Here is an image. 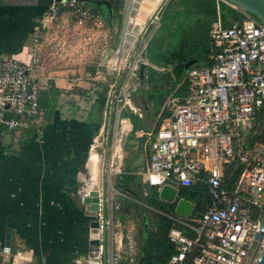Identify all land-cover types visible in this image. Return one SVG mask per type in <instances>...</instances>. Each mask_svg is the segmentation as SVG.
Returning a JSON list of instances; mask_svg holds the SVG:
<instances>
[{
  "label": "built area",
  "instance_id": "1",
  "mask_svg": "<svg viewBox=\"0 0 264 264\" xmlns=\"http://www.w3.org/2000/svg\"><path fill=\"white\" fill-rule=\"evenodd\" d=\"M61 10L70 11L73 21L66 38L56 39L59 56L81 49L72 42L87 23L104 26L100 14L87 9L81 0H52L41 26L30 36L29 64L0 59V127L8 132H26L41 120L43 87L35 82V69L41 36L56 24ZM209 38L211 65L187 70V94L168 102L169 119L151 141L148 163L141 173L157 193L164 186L175 188L174 204L181 188L204 185L210 194L208 207L195 215L192 210L188 218L158 212L171 222L172 254L163 264H249L251 255L254 264L264 246V238L260 243L255 240L264 214V145L247 148L245 142L256 112L264 107V26L252 18L229 28L217 22ZM80 39L87 48L93 44L91 35ZM145 48L146 44L137 48L129 62L125 57V73L112 93L117 116L140 87L139 66L148 65ZM111 169L106 180L111 193L97 190L98 210L89 221L90 254L76 264H136L123 260L115 200L125 195L111 181L121 171ZM88 194L81 196L82 201Z\"/></svg>",
  "mask_w": 264,
  "mask_h": 264
},
{
  "label": "crops",
  "instance_id": "2",
  "mask_svg": "<svg viewBox=\"0 0 264 264\" xmlns=\"http://www.w3.org/2000/svg\"><path fill=\"white\" fill-rule=\"evenodd\" d=\"M81 1L87 9L100 14L104 26L96 28L87 23L72 42L81 49L73 48L66 55L59 56L56 39L66 38L64 35L73 21L70 11L61 10L56 24L41 36V54L34 75L35 82L43 87L39 124L20 133L0 127V264H76L86 261L91 251V217L79 197L80 177L85 169L88 175L92 173L90 161L92 154L97 153L93 143L105 128L107 133L109 97L125 68L126 56L119 51L123 0H119L118 12L116 0ZM101 1L109 2L111 16L105 6L97 5ZM51 2L0 0V59L11 58L23 66L29 64L30 36L41 26ZM89 35L93 37V44L87 48L80 38ZM111 71L117 77L115 82L111 80L114 78L110 76ZM145 79L141 73L140 87L120 111L127 110L142 121L143 126L133 132L131 120L121 118V113L117 116L116 106L113 112L117 120L115 125L113 120L112 123L116 138L120 135L121 142L127 139L126 143H131L125 147L124 153L132 148L143 153L147 166L150 143L157 132L160 114L153 118L152 105L144 100L141 91L147 88ZM170 98L173 97H169L166 104ZM97 102L103 107L101 121L93 113ZM166 120L162 119L159 128ZM30 131L32 134L25 137L24 134ZM116 146L110 167L121 173L111 181L114 189L126 196H118L115 200V216L119 223L121 214H126L132 205L142 204L147 184L141 172L129 174L123 169L124 155L119 152L120 145ZM88 153L90 156L86 161ZM91 177L95 184H91L90 190L96 185V179ZM152 211L151 228L147 216L142 215L140 240L145 234V224L147 232L154 228L158 211L154 208ZM119 233L123 237L122 231ZM6 242L9 243L8 252H4ZM134 247V242L130 241L124 248V262L138 263L139 250L136 253Z\"/></svg>",
  "mask_w": 264,
  "mask_h": 264
},
{
  "label": "trees",
  "instance_id": "3",
  "mask_svg": "<svg viewBox=\"0 0 264 264\" xmlns=\"http://www.w3.org/2000/svg\"><path fill=\"white\" fill-rule=\"evenodd\" d=\"M115 8L118 12L119 0H116ZM218 14H222L223 26L226 28L234 25L232 22L234 19L238 20V24L246 18H252L259 23L252 15L233 9L221 0H169L163 9L159 27L155 31V34L159 31L160 34L157 37L159 35L161 37L156 40L155 36L152 37L153 34L150 36L144 51V58L148 65H140L138 69L139 78L141 73L146 76L147 88L141 92L146 104L152 105V117L156 118L160 114L155 131H158L162 119L170 114L165 105L167 99L172 95L182 99L187 94L186 82L182 92L176 91L172 94L176 88L174 82L178 83V80L185 77L187 72L184 70L185 64L191 60H197L198 64L195 66L211 65L209 56L213 46H211L209 31ZM170 68V72H167ZM41 96L40 92L39 104ZM99 105V102L95 104L93 113L96 114L95 118L101 121L103 107ZM120 116L131 120L133 132L143 126L142 121L127 110L121 112ZM124 128L126 129V123ZM245 142L247 148L255 143L264 145V107L256 112L253 128L246 135ZM141 149L140 147L139 150ZM145 190L144 202L149 207L162 213H174V204L159 201L155 188L146 185ZM178 197L193 203V215L203 212L210 202L209 190L204 185L181 188ZM170 228L171 222L158 213L154 228L145 233L141 240V242L144 241L139 247V254L143 252L142 264H163L170 257L172 254V247L168 241Z\"/></svg>",
  "mask_w": 264,
  "mask_h": 264
},
{
  "label": "water",
  "instance_id": "4",
  "mask_svg": "<svg viewBox=\"0 0 264 264\" xmlns=\"http://www.w3.org/2000/svg\"><path fill=\"white\" fill-rule=\"evenodd\" d=\"M63 1V0H60ZM169 0H123L122 2V12H121V24H120V35H119V51L125 54V52L131 51V56L128 62L131 60L133 54L136 52L137 47L142 40L145 32L149 29V26L157 19L158 15L162 13L165 5ZM226 4L234 7L235 9L252 15L259 24L264 26V0H221ZM98 6H105L108 9V13L111 16V9L109 2L101 1L97 3ZM145 11H150L145 17L142 24L135 23V18L137 16L144 14ZM146 21V22H145ZM233 23H237L238 20L234 19ZM198 64L197 60H191L187 62L184 66V70L187 71L190 67ZM142 72V71H141ZM125 73V69L122 71L116 86L121 81L122 76ZM114 96L112 95L110 110L107 122V133H106V150L103 156V172H102V191L105 193V181H106V163L108 158V148L110 142V132L112 128L113 111H114ZM132 156H136L132 159ZM145 156L143 153H138L137 150L132 148L128 152L124 153L123 156V169L129 174L142 173L146 168ZM177 195V190L175 188L164 186L157 193V199L166 204H174L175 196ZM98 196L99 192L94 190L89 192L88 196L83 198V204L88 208V216L94 217L95 212L98 210ZM194 208L193 203L190 201L180 198L174 204V214L182 218H188ZM147 232V227L145 224V233ZM141 237V236H140ZM264 238V214L261 221V230L255 236V240L260 243ZM9 239V236H7ZM144 241L140 243V246ZM9 243H5L4 252H8ZM256 255V252H255ZM143 252L139 254V261L137 264H142ZM255 264H264V246L259 254Z\"/></svg>",
  "mask_w": 264,
  "mask_h": 264
},
{
  "label": "rangeland",
  "instance_id": "5",
  "mask_svg": "<svg viewBox=\"0 0 264 264\" xmlns=\"http://www.w3.org/2000/svg\"><path fill=\"white\" fill-rule=\"evenodd\" d=\"M160 16H161V13L158 15L157 19L154 20V22L149 26V29L147 31V33L144 34L142 40L140 41L139 45H138V49L141 50L142 49V46L144 44L147 45V38H150V36L152 35V37L155 36V39L157 40L158 38L161 37V35H159V37H157L159 33L156 32L157 34H155V31L158 29L159 27V19H160ZM223 17H222V14H218L216 16V20L214 21V23H217V22H220L222 24V27L223 28H226L225 26H223ZM213 23V24H214ZM213 27V25H212ZM211 27V28H212ZM184 29L186 30V26H184ZM211 46H212V42H211ZM138 51V50H137ZM131 51H128V52H125L124 56L128 55V57L131 56ZM135 54H133L134 56ZM171 68L169 69V71L167 72H170ZM111 74L110 75L111 77L114 76V78L112 77V82H115L116 78L115 77V73L113 71H111ZM184 79H180L178 80V83H176V81L174 82L175 83V91L172 93L174 94L176 91L179 93V92H182L183 91V88L185 87V83H184ZM115 85V84H114ZM116 86V85H115ZM115 86H113L112 88V92H111V96L109 97L110 101L112 99V93L115 91ZM170 97H173V98H176L177 96H170ZM180 97V96H179ZM172 98L169 99V101H171ZM168 101V102H169ZM165 105L167 106L168 110H169V104L165 103ZM116 106L115 102H114V107ZM117 117L114 115V112H113V123L115 125V121L117 120L116 119ZM167 119H169V116L167 117ZM113 123H112V128H111V135H110V142H109V148H108V158H107V163H106V180H107V176H108V172H110V162H111V156H112V153L114 151V148L116 145H120L121 147V150L118 151L120 152L121 155H124V149L125 147H128L131 145V143H126L127 142V139L123 140V142L120 141V135L117 136L116 138V131L115 129H113ZM29 134H32V132H28L27 134H24L25 137H29L28 135ZM105 141H106V128L105 130L101 132V134H99L98 138L96 139V141L93 143L96 147L94 149V151H96L97 153V156L99 155L98 157V164H97V168H96V173H95V179H96V185L93 186L94 188H92V190H97L99 189L100 191L102 190V172H103V156H104V152H105ZM127 144V146H126ZM91 149V148H90ZM116 149H117V146H116ZM115 149V151H116ZM90 151V150H89ZM90 156V154L88 153L87 157H86V161L88 159V157ZM88 170H89V174L91 173L90 171V168L87 166ZM114 177V176H113ZM80 180H81V186H80V194H79V197H81L86 191L87 189L89 190L90 189V186L91 184L94 185L95 183L92 181V177L91 175H88V172H87V169H85L84 173L82 172V175L80 177ZM111 185V184H110ZM105 187H106V190H105V194L106 195H110L111 193V186H108V182L105 181ZM114 187V186H113ZM91 191V190H90ZM104 194V195H105ZM148 205L143 201L141 205L137 204V205H132L128 212L126 214H121L120 215V219H119V228H117L116 230L118 231H122L123 233V237H122V249L124 251V248L127 247V244L130 242V241H133L134 242V245H135V252L137 253L138 250H139V247H140V235H141V232H142V229H143V221H142V215H145L147 216V218L149 219V228L152 227V218L154 217L153 215V211H152V208L149 209L147 207ZM133 248V249H134ZM259 256V255H258ZM258 256L256 257L255 259V262L258 258ZM254 262V264H255ZM128 263V261H127Z\"/></svg>",
  "mask_w": 264,
  "mask_h": 264
},
{
  "label": "bare ground",
  "instance_id": "6",
  "mask_svg": "<svg viewBox=\"0 0 264 264\" xmlns=\"http://www.w3.org/2000/svg\"><path fill=\"white\" fill-rule=\"evenodd\" d=\"M150 11H145L144 14L137 16L135 18V23L137 24H142L145 17L149 14ZM97 163H98V156L96 153H93L92 154V158H91V161H90V166H91V169H92V173L91 175L94 177V180H95V173H96V167H97ZM92 191V190H91ZM87 192H90V189L88 190L87 189Z\"/></svg>",
  "mask_w": 264,
  "mask_h": 264
},
{
  "label": "flooded vegetation",
  "instance_id": "7",
  "mask_svg": "<svg viewBox=\"0 0 264 264\" xmlns=\"http://www.w3.org/2000/svg\"><path fill=\"white\" fill-rule=\"evenodd\" d=\"M141 234H142V232H141ZM252 260H253V256L251 255L250 258H249V264H252V262H253Z\"/></svg>",
  "mask_w": 264,
  "mask_h": 264
}]
</instances>
